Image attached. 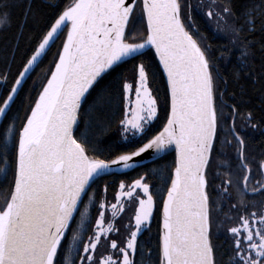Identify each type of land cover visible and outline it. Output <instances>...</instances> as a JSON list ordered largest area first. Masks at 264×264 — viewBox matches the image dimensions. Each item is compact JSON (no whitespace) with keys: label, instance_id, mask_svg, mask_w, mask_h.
I'll return each instance as SVG.
<instances>
[{"label":"snow or ice","instance_id":"snow-or-ice-1","mask_svg":"<svg viewBox=\"0 0 264 264\" xmlns=\"http://www.w3.org/2000/svg\"><path fill=\"white\" fill-rule=\"evenodd\" d=\"M9 6L0 2V8ZM207 9V18L246 60L244 33L255 31L256 6L239 16L231 0H209ZM196 10L189 0H70L38 21L17 75L10 80V68L0 72V178L10 182L0 206V264H220L218 248L228 257L223 264H264V159L254 173L235 127L238 107L222 99L214 57L193 23ZM30 13L29 4L25 16ZM9 22L10 13L0 12V26ZM62 34L50 75L22 124L16 126L18 114L5 123L30 73ZM126 64L131 76L119 71ZM162 104L165 119L153 134ZM113 105L122 106L118 128L126 151L101 147ZM233 140L235 170L229 163L220 179L213 167L225 165L214 162ZM173 147L153 262L142 242L157 208L153 174L118 183L115 177ZM162 171L167 167L155 174ZM128 207L134 214L124 223Z\"/></svg>","mask_w":264,"mask_h":264},{"label":"trees","instance_id":"trees-1","mask_svg":"<svg viewBox=\"0 0 264 264\" xmlns=\"http://www.w3.org/2000/svg\"><path fill=\"white\" fill-rule=\"evenodd\" d=\"M0 2L7 3L10 5L8 8H0V12L10 13V22L0 26V72L5 71L10 68L11 77L16 76L18 69L23 62L26 55H30L28 52L30 41L32 37L38 35L40 24L38 21H43L45 18L53 15L55 12L62 10V8L70 2V0H0ZM189 3L194 7L200 9V13L194 11L193 23L199 34L204 37L203 44L209 47V51L214 57V64L216 70L219 73V88L223 91V100L227 102L229 106L238 107V115L234 117L235 127L239 134L245 141V155L249 162L252 164L253 172L257 173V163L259 160L264 159V9L260 8V5L264 3V0H231L234 12L239 16L246 8L256 6L257 8V19L255 22V31L245 32L244 35L247 37V41L250 44V55L246 60L240 57L239 51L233 47L230 42V37H226L220 33V29L217 24L208 23V18L206 16L207 5L204 0H189ZM31 5V13L25 16V10L28 5ZM204 5L203 8L198 6ZM243 23V20L240 21ZM139 28V24H137ZM23 31V36L17 38L20 31ZM64 35L62 34L60 39L52 46L51 50L43 58L42 62L30 75V78L22 86V90L18 93L17 98L12 105V111L8 113V123L17 114L18 119L15 120L16 126L19 127L25 117V111L29 104L32 103L38 96L41 90L42 84L46 82L47 76L50 74L48 69L52 67V61L55 53L61 46ZM131 64H126L119 69L120 72H125L131 76ZM113 75H116L115 73ZM161 88V95L163 94L165 83L159 85ZM3 89H0L2 91ZM89 97V103L84 105L85 109L89 108V105L94 98ZM122 106L113 105L110 110H106L107 116L105 118L106 125L110 123L111 127L106 132L101 139V147L104 149L114 148L119 151H126L127 145L122 141L120 131L118 128L119 119L122 115L120 108ZM167 110L166 105H161V119L156 122L153 126V134L158 132L162 128L164 122V112ZM227 112L228 109L226 108ZM251 114L252 119L248 121L246 117ZM251 124H256L257 127H251ZM81 131L84 130L83 123L80 124ZM228 139H232L231 136ZM236 142L233 140L232 147L222 149L225 155L217 158L215 163H223L225 166L217 169L213 167L212 174L214 175L217 171L221 172L222 175L220 179H224L223 175L228 171L227 165L230 163L233 165V170H235L234 165L237 163L235 156ZM175 156L171 152L162 158L141 166L129 173L127 175L123 174V177L133 176L143 174L145 171L151 172L153 183L156 187L153 189L159 197L166 193V187H162L165 183H170V180L166 178L170 175L172 168L174 167ZM167 171H162V174H155L156 169H165ZM243 173H241V176ZM118 177V176H117ZM121 177V175H119ZM235 180L236 177L233 176ZM257 176L251 182L254 184ZM220 180L216 181L218 184ZM215 185H213L214 187ZM251 188V184L249 185ZM10 182L4 181L0 178V206L4 204L5 197L9 194ZM211 192V189H209ZM233 202L239 198V193L236 191L235 187L232 189ZM213 199H216L215 194H213ZM256 199H260L257 197ZM161 199L158 205L161 206ZM157 207L155 214L153 216L151 230L146 232L142 237V242L145 244L144 252L147 254L150 250L152 253V261H158V228L160 219V209ZM224 236L221 234L220 237L214 240L216 245L223 244ZM223 249L218 248L217 260L220 264H223L224 260H227V256H221ZM137 260H140V256H137Z\"/></svg>","mask_w":264,"mask_h":264},{"label":"flooded vegetation","instance_id":"flooded-vegetation-1","mask_svg":"<svg viewBox=\"0 0 264 264\" xmlns=\"http://www.w3.org/2000/svg\"><path fill=\"white\" fill-rule=\"evenodd\" d=\"M133 178H136V177H133V176H126V177H123L122 175H121V177H119V176H118V177H117V176L115 177L117 183H118L119 180H121V179H127V180L130 182ZM102 186H103V181L100 182L99 187L102 188ZM153 191H154V190H153ZM154 192H155V191H154ZM108 196H109V199L111 200L112 189L109 190ZM159 200H160L159 197H157V207L159 206V205H158ZM160 207H161V206H159V209H160ZM156 209H157V208H156ZM159 213H160V212H159ZM133 214H134V208H133V207H128V208L126 209V212H125L124 216H123V222L126 223V222L128 221V219H129V217H130L131 215H133ZM154 214H155V212H154ZM145 233H146V232H145ZM145 233H144V234H145ZM144 234H143V236H144ZM84 238L87 239V234H85Z\"/></svg>","mask_w":264,"mask_h":264},{"label":"water","instance_id":"water-1","mask_svg":"<svg viewBox=\"0 0 264 264\" xmlns=\"http://www.w3.org/2000/svg\"><path fill=\"white\" fill-rule=\"evenodd\" d=\"M65 32H66V30H65ZM58 41V40H57ZM56 41V42H57ZM55 42V43H56ZM53 46V45H52ZM52 46H51V48H52ZM49 52V51H48ZM37 68V67H36ZM32 73H30V75H31ZM50 75V74H49ZM27 80H28V78H27ZM26 80V81H27ZM46 83V82H45ZM164 83H165V87H166V80L164 81ZM25 84V83H24ZM23 84V85H24ZM0 119H3V118H0ZM171 152H173L174 153V156H175V150H174V147L172 148V150L171 151H169V152H167V153H165V154H163L162 155V157L163 156H165V155H167V154H169V153H171ZM162 157H160V158H162ZM160 158H157V157H154V156H152L151 154H148V155H146L145 157H144V159H143V161H142V166H145V165H147V164H150V163H152V162H154V161H156V160H158V159H160ZM138 160H139V158H137ZM139 167H141V166H139ZM139 167H137V168H139ZM136 168V169H137ZM135 170V169H134ZM131 171H133V170H129L128 171V173L129 172H131ZM119 175H123L122 173L121 174H117L116 176H119ZM161 206H162V204H161ZM160 216V215H159ZM159 223H160V219H159Z\"/></svg>","mask_w":264,"mask_h":264},{"label":"rangeland","instance_id":"rangeland-1","mask_svg":"<svg viewBox=\"0 0 264 264\" xmlns=\"http://www.w3.org/2000/svg\"><path fill=\"white\" fill-rule=\"evenodd\" d=\"M208 2H209V0H204V3L207 5L208 4ZM194 8H196V6L194 7ZM208 10V9H207ZM197 11V14L198 13H200V9H198V10H196ZM200 14H202V15H204V11H203V13H200ZM208 23L209 24H213V26H215V24H216V22H215V20H208ZM125 143V142H124Z\"/></svg>","mask_w":264,"mask_h":264}]
</instances>
